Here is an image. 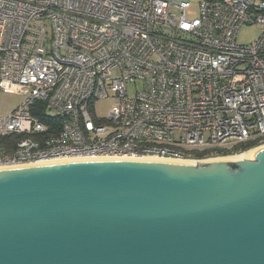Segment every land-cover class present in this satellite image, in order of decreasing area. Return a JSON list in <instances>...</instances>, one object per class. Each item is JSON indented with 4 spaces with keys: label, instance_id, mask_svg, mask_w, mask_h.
Listing matches in <instances>:
<instances>
[{
    "label": "built area",
    "instance_id": "obj_1",
    "mask_svg": "<svg viewBox=\"0 0 264 264\" xmlns=\"http://www.w3.org/2000/svg\"><path fill=\"white\" fill-rule=\"evenodd\" d=\"M190 7L0 0V89L26 95L0 117V167L199 161L264 145V0H202L192 18ZM244 24L262 29L248 45ZM110 95L99 117L94 104Z\"/></svg>",
    "mask_w": 264,
    "mask_h": 264
},
{
    "label": "water",
    "instance_id": "obj_2",
    "mask_svg": "<svg viewBox=\"0 0 264 264\" xmlns=\"http://www.w3.org/2000/svg\"><path fill=\"white\" fill-rule=\"evenodd\" d=\"M254 149L0 167V264H264V145Z\"/></svg>",
    "mask_w": 264,
    "mask_h": 264
},
{
    "label": "rangeland",
    "instance_id": "obj_3",
    "mask_svg": "<svg viewBox=\"0 0 264 264\" xmlns=\"http://www.w3.org/2000/svg\"><path fill=\"white\" fill-rule=\"evenodd\" d=\"M191 7L187 10L190 18L199 14V4L202 0H190ZM174 11H177L174 9ZM262 29L257 24H244L237 36L239 44L248 45L259 39ZM26 99V95L21 92H9L0 89V117L6 116L14 109L21 106ZM115 107L114 96L99 99L95 102V112L99 117H106L111 109ZM247 152V151H246Z\"/></svg>",
    "mask_w": 264,
    "mask_h": 264
},
{
    "label": "bare ground",
    "instance_id": "obj_4",
    "mask_svg": "<svg viewBox=\"0 0 264 264\" xmlns=\"http://www.w3.org/2000/svg\"><path fill=\"white\" fill-rule=\"evenodd\" d=\"M255 149H251L245 153H242L238 156H235V157H228V158H240V157H243V158H251L252 154L254 153ZM152 159V158H150Z\"/></svg>",
    "mask_w": 264,
    "mask_h": 264
},
{
    "label": "trees",
    "instance_id": "obj_5",
    "mask_svg": "<svg viewBox=\"0 0 264 264\" xmlns=\"http://www.w3.org/2000/svg\"><path fill=\"white\" fill-rule=\"evenodd\" d=\"M251 147H252V145H250V146H243L242 147V151H246V150L250 149ZM225 154H227V153H225Z\"/></svg>",
    "mask_w": 264,
    "mask_h": 264
}]
</instances>
